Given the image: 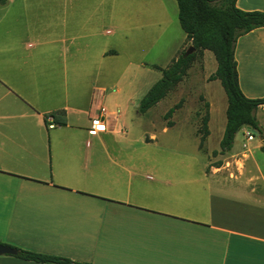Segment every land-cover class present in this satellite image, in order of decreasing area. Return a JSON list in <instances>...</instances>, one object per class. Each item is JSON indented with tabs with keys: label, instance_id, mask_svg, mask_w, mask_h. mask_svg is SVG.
Masks as SVG:
<instances>
[{
	"label": "crops",
	"instance_id": "crops-1",
	"mask_svg": "<svg viewBox=\"0 0 264 264\" xmlns=\"http://www.w3.org/2000/svg\"><path fill=\"white\" fill-rule=\"evenodd\" d=\"M237 6L264 10V0ZM186 39L177 0L0 5L2 244L92 264H264V151L246 141L247 127L196 171H165L163 156L149 155L152 137L128 138L144 67H159L150 58ZM262 53L264 27L236 43L251 98L264 97ZM60 110L64 125L52 114ZM256 115L264 126V104ZM15 255H0V264H47Z\"/></svg>",
	"mask_w": 264,
	"mask_h": 264
},
{
	"label": "trees",
	"instance_id": "trees-1",
	"mask_svg": "<svg viewBox=\"0 0 264 264\" xmlns=\"http://www.w3.org/2000/svg\"><path fill=\"white\" fill-rule=\"evenodd\" d=\"M7 1L0 0V5H5ZM177 2L180 25L195 47V51L186 56L185 50L167 67L162 68V77L140 100L138 111L144 114L166 98L169 92L188 74V70L197 56L203 55L205 50H210L214 53L218 66L216 71L209 76V80L220 79L228 97L227 121L220 141V151H214V154L230 150L236 134L244 127L258 131L263 139L264 126L260 123L256 111L264 104V97L251 98L242 91L235 51L236 43L241 36L256 28L264 27V10L242 9L237 6V0H177ZM177 108H179V104L171 107L165 118L172 117ZM52 114L57 124H66L64 110ZM208 121L207 114L203 120L204 127L201 130L200 147H203L204 140L209 134ZM172 125L173 121L169 120L168 126ZM261 149L264 151V145L261 146ZM0 243L2 242L0 241ZM10 246L18 250L15 256L22 259L47 264H92L67 256L39 252L15 245Z\"/></svg>",
	"mask_w": 264,
	"mask_h": 264
},
{
	"label": "rangeland",
	"instance_id": "rangeland-1",
	"mask_svg": "<svg viewBox=\"0 0 264 264\" xmlns=\"http://www.w3.org/2000/svg\"><path fill=\"white\" fill-rule=\"evenodd\" d=\"M260 36V30L256 31L254 34H250L246 37L247 40L245 43H255ZM245 39H243L242 42H244ZM191 45V41L187 38L182 42L180 49L177 47V44V48H175L173 52L161 54L159 58H150L151 62L156 63L159 67H144V70L140 74L142 84L138 90L141 98H143L151 86L162 77V68L167 67L175 56V58H177ZM262 55L264 54L262 53ZM262 55L261 58H264ZM255 58L259 59L260 56L256 55ZM217 66L218 63L214 53L208 50L206 55L197 56L188 70V74L169 92L167 97L150 108L146 113L141 114L138 112L141 99L137 103L129 106L126 118L127 130L129 131L128 138L133 140L148 138L149 140L150 137H152V141L149 142L153 145L152 148L154 151L150 152L149 155L163 156V167L165 171H187L189 166L190 170H199V168H203L204 164L207 162V156H216L217 154H214V151H220L221 140L219 139L218 141L217 139L220 135V128L225 129L224 126H226L228 97L220 79H215L214 82L209 80V76L216 71ZM208 101L213 104L210 119L212 133L208 140L207 147L206 145L199 147L202 154L198 146L201 140L200 137H202L201 130L204 127L203 120L209 113ZM176 104H179V108L174 111L172 117L166 119L165 115L167 111ZM169 120L176 121V126L170 127L168 128L169 130L164 131L163 128L168 125ZM244 138L243 131H239L238 141ZM245 139L246 141H251L248 139L247 135ZM254 139L251 141L253 145L259 144L262 146L263 139L259 134L255 133ZM184 156H192L197 159L196 161L181 160L180 163L177 164L176 158H182ZM209 168L210 166L208 169Z\"/></svg>",
	"mask_w": 264,
	"mask_h": 264
},
{
	"label": "water",
	"instance_id": "water-1",
	"mask_svg": "<svg viewBox=\"0 0 264 264\" xmlns=\"http://www.w3.org/2000/svg\"><path fill=\"white\" fill-rule=\"evenodd\" d=\"M195 51V47L193 45H191L185 52V55H189L191 53H193ZM253 132L258 134V131L252 129ZM262 145H264V138L262 140ZM18 250L12 246L6 245V244H2L0 243V255L2 254H17Z\"/></svg>",
	"mask_w": 264,
	"mask_h": 264
},
{
	"label": "built area",
	"instance_id": "built-area-1",
	"mask_svg": "<svg viewBox=\"0 0 264 264\" xmlns=\"http://www.w3.org/2000/svg\"><path fill=\"white\" fill-rule=\"evenodd\" d=\"M102 111H104L103 107H102ZM52 125L53 124H51L50 126H52ZM92 128L95 129V130H102V129H104V126L101 125L100 123H95V124H93ZM246 134H247V137H248L249 140H252L255 137V133L253 132V130L250 127H247Z\"/></svg>",
	"mask_w": 264,
	"mask_h": 264
}]
</instances>
